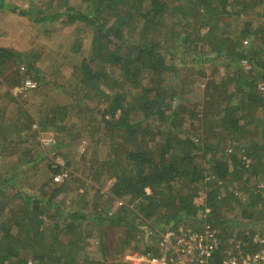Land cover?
<instances>
[{"label":"trees","instance_id":"16d2710c","mask_svg":"<svg viewBox=\"0 0 264 264\" xmlns=\"http://www.w3.org/2000/svg\"><path fill=\"white\" fill-rule=\"evenodd\" d=\"M86 2L85 10L60 11L62 6L56 8L49 0L42 2L44 12L40 14H33L32 8L19 10V15L35 23H80L82 27L78 26L77 34L80 28L89 34L81 61L72 66L76 91L59 93L74 103L81 101L86 113L89 105L83 100L91 103L98 96L103 108L96 123L98 137L94 143H106L108 150L95 175L97 180L101 176L105 182L109 181L110 186L104 213L87 217L88 214L82 216L81 210H77L74 215L77 222L68 224L67 230L81 234V223L92 227L93 223L104 222L121 226L128 232L126 244L134 238L133 231L145 233V248L138 253L157 256L156 246H150L155 230L205 223L218 231V239L233 234L241 256L253 253L260 248L254 239L264 237V207L259 206L255 212L252 208L260 205L264 191V0ZM0 8L17 11L5 0H0ZM193 20L198 23L201 20L196 33L189 30ZM195 39L202 49L223 61L231 76L222 78V85L210 82L202 105L201 98L191 96L184 84L166 85L164 79L166 72H171L173 78L177 75L175 65L166 62L167 46H174L178 52L185 47L189 54L183 53L182 62L192 64L198 62L191 56ZM82 40L79 38L75 43L79 50ZM14 56L18 58L13 51L0 48L1 66ZM209 58L206 60L210 61ZM20 61L24 70L40 79L42 74L30 60L22 56ZM58 79L63 82L64 75ZM32 84L36 88L38 82ZM57 88H62L58 82ZM211 93L217 96L210 98ZM194 99L200 101L196 103ZM49 108L45 118L40 115L41 118H36L34 113L30 115L20 109L13 122L17 134L27 132L40 145L42 140L36 131L46 124L57 134L67 132L65 126L57 124L64 122L63 109ZM52 139L54 147L47 150L49 153L69 143L68 138ZM37 154L38 158L42 155L40 151ZM48 171L52 176L59 169L50 165ZM72 175L71 171L69 178ZM222 185L226 186L223 197L219 190ZM55 191L51 190L50 195ZM249 191H252V207H244L239 193ZM95 195L103 196L99 191ZM196 197H202V204L196 205ZM117 200L125 203L121 201V206L111 211V204ZM223 201L231 205L226 212L221 208ZM238 204L243 207L240 214L236 210ZM185 218L191 222L188 224ZM27 220L29 224L14 225L19 230L25 229L22 239L11 234L10 226L0 223V264L30 261L33 264H124L116 260L115 254L107 258L106 253L111 249L100 237L90 244L95 247V253L85 252L83 241L91 236L90 232L80 237L83 246L72 239L65 247L69 250L60 255L46 253L54 243L48 244L52 242L44 239L39 223L32 225L36 217ZM38 245L47 251L38 252ZM220 247L213 257L217 263L221 259ZM119 253L123 255L120 250Z\"/></svg>","mask_w":264,"mask_h":264},{"label":"rangeland","instance_id":"374dc122","mask_svg":"<svg viewBox=\"0 0 264 264\" xmlns=\"http://www.w3.org/2000/svg\"><path fill=\"white\" fill-rule=\"evenodd\" d=\"M43 1L47 0H5V3L9 5V7H14L17 10L15 13L11 12L9 9L0 8V48H6L10 51H13L14 54H17L18 58L20 59L23 56L25 59L30 60L34 67L42 74L40 79H37L34 76V73L27 72L26 69L21 71L20 68L22 65L19 64L21 62L20 59H18L17 57L15 58V56L14 58L10 57L9 60L6 59L5 64H3L2 66L0 64V90L7 91L8 96L11 97L8 99L9 109L8 112H6V115H9L10 120L14 121L15 117H13L12 115L13 112H17L20 109H23V107L26 108L23 109L26 113H34L36 118L39 115L45 118V113L48 114L50 110L49 106H56L58 108H62L64 113V122L57 124L65 126L67 128L65 131L67 132H58L57 134L55 133V131L53 132L52 128L48 124H46L45 126H43V128H41L42 135L40 132V134H38V130L36 131L38 137L41 136L40 139L42 141H39L40 145L36 143L35 139L31 140V137L27 134V143L20 145V147H14V150L16 149L18 155L21 156L20 158H23L25 160H38L37 162L30 163L31 168L26 179L19 180L14 186L19 185L22 188H28L29 190H32L33 194H35L39 190H34L31 185H35L36 182L38 183L39 181H51L52 185L55 184L51 179V173L48 171V168L51 165L49 159L51 158V152L49 153L48 151L53 149L54 146H43V142L47 140H53L52 137L54 136H57L61 140H63L64 138H68L69 143L66 147L57 150L58 152L55 150H53L52 152L55 154V156L57 154L62 159V162L64 160L66 165L68 164V168L75 171V174H77V176L79 177L76 180H74L75 177L69 178L67 180V183L65 182L66 184L62 185V187L67 186L68 190H84L87 185L88 187L86 188V190L88 191H85L88 192L87 195L89 196L87 198L88 205L84 204L83 200H85V197H82V194L69 195L68 197L64 194H53V196H51L46 190L45 192L39 194L41 196L46 195V198H48L50 195L49 198L59 204V211L56 212V210H51L49 205H45L47 209L42 204H40L39 206L40 209L38 208L37 204L35 205L36 211L34 215L37 219V222H40V228L45 233L44 239L48 242H52L48 244L54 243L53 247L48 252H46L47 249H42V247L39 245L38 246L40 249H38L37 251H45L46 253L51 252V254L60 255L62 252L69 250H65V247L67 243L72 239L78 240L79 243L77 244L83 246L80 237H83L90 232L91 236L88 239L86 237L83 241L85 242L83 246L85 252L93 255V253H95V247H90V244L92 241L96 242V239L100 237L109 247V249H111V251L109 250L110 252L106 253L107 258L111 256L113 257L112 254H115L114 257L116 258V260L120 259L125 264L126 262H124V259H121L124 255H137L140 250H144V240L146 239L145 233L143 235L138 231H133L134 238L129 239L128 244H126L125 238L128 234L127 230L121 226H110L105 222L98 224L93 223V227L88 223H81V228H83V233L81 234H78L76 230H67L68 224H74V222H77V219L74 217V215L76 216L75 212L77 210H81L82 216L88 214L87 217H90L96 216L98 213L103 214L104 209L107 208L106 205H104V202L107 200L110 182H105V179H103L101 176V179L97 180L95 174L98 171L97 168L99 167L98 165L100 164V162L102 160H105L107 157L108 146L106 143H94V141H96V138L98 137L96 123L100 118L99 112L103 108L102 104L99 102L98 96H95V99L92 100L91 103L88 100H83L86 101L85 103L89 105V111L88 113H86L87 109L85 110L83 108V106L81 105L83 103L81 101H77L76 103H74L70 99L63 98V94L59 93V91H63L67 94H72L76 91V89L74 88V83L72 81V79L75 78V75L71 77V74H74L73 70L75 69V67L72 68V66H77V64L81 61V57L84 55L83 53H85L88 47L87 36L89 34L85 32L86 29L84 28H80V33L77 34L78 26L82 27V24L80 23L72 25H64L62 23H35L33 21H30L27 16L19 15V10L20 12H22L28 11V9L31 8L33 9V14H40L44 12L42 5ZM49 1L53 2L56 8L62 6V9L60 11L65 10L66 8L73 10H85L87 5L86 0ZM247 19H250V15L247 17ZM200 22L201 20H199V23L193 20L190 23L189 30L196 33V29L199 27ZM205 30L206 29L204 28L200 32L204 33ZM79 38L83 39L82 50H79L77 47H75V43H77ZM200 44L201 43L195 39L194 47H191V49H193L191 56L192 58H194V60H198V62L192 64L189 63L187 65L182 62L183 53L184 55L189 54L186 51L185 47H181L178 52V50L176 51L174 49V46L168 45L166 49V62L168 65H175L177 75L173 78L171 76V72H166L164 74V79H166V85H169L171 83L176 85L184 84L185 87H187V89L190 91L191 96L201 98V101L199 99L194 100L196 103L200 101V105H202L204 104V102L202 101L206 95H204V92L207 93V85L210 82L215 83V85H222L220 84L222 82V78H225V76L226 78H229L231 76L229 68L223 66V61L217 60L215 55H213L210 51L207 52L206 49H202ZM243 44L247 43L244 42ZM201 52L204 54H202ZM206 58H209L210 61H207ZM190 60L191 59H189V61ZM199 60L201 61L200 63ZM61 74L64 75L65 82L63 81L60 83L58 78ZM27 79L33 81L32 83L38 82V85H36V88H32L30 91L28 90L25 92H19L18 88L22 86L23 82ZM57 82L59 85H61V89L57 88ZM232 86L233 85L231 84L230 87ZM208 96H210V98H214L217 95L211 93L208 94ZM70 102L71 105L68 104ZM2 105L5 106V103L3 101ZM77 106H80L81 109H77ZM85 149L86 152H84ZM20 151H23V153ZM39 151L42 155L40 156V158L35 159V157L38 155L37 152ZM11 172L13 171L11 170ZM103 176H105V174H103ZM71 182H73V185L70 187ZM251 183H253V179ZM259 184L262 185V183ZM246 186L250 188V185ZM225 187H223L222 185L219 188L220 192L222 193V197L225 196ZM227 190H229V188ZM97 191H99L103 196H96L95 192ZM239 194L241 195L239 196V198L241 199L242 206L245 207L246 205H249L252 207V191L244 194L240 192ZM32 197L33 196H29L28 198ZM29 200L31 199H28V201ZM121 201L125 203L124 200H117L112 203L110 206V208L112 209L111 211L119 208L122 203ZM194 201L196 205L202 204V197H196ZM228 203V201H223L221 207L223 209V212H226V209L231 206ZM263 203L264 191L263 198L260 201V205L257 204L255 208L252 207L253 211L255 212V210L259 206H262L261 208H263ZM241 204H238V206L236 207L238 208L236 210L239 214V209L242 210L243 208ZM78 206H81V208L77 209ZM6 207L8 206L5 205L0 209V223L3 222L2 220H6L8 222L11 219V211L6 210ZM75 207L76 209H74ZM227 215L230 218L233 217L232 214ZM185 221L188 224L191 222L186 218ZM139 222L140 221L138 220L136 221L137 224ZM198 225H190L189 227L198 228ZM59 228H61L62 230L60 231ZM10 229L12 228L10 227ZM24 230L25 229L22 228L21 230L16 229L17 233L15 234V236L19 239H22L24 235L21 232H24ZM258 230H261V227H259ZM157 231L162 232L160 230ZM253 232H255L254 229ZM157 240L158 239L155 236L153 242L150 243V246H157V244L155 243ZM119 250L123 252V255H121V253L118 254ZM37 251L35 253H37ZM115 251L117 253H115ZM157 251V254H159V249H157ZM22 253L24 254L25 251H23ZM31 256L32 255H28L27 258H31ZM174 259V256H168V263H171L172 261L174 263ZM28 264L33 263L30 261Z\"/></svg>","mask_w":264,"mask_h":264},{"label":"built area","instance_id":"2783aa9c","mask_svg":"<svg viewBox=\"0 0 264 264\" xmlns=\"http://www.w3.org/2000/svg\"><path fill=\"white\" fill-rule=\"evenodd\" d=\"M20 70H24L23 67ZM33 88L32 81L27 79L18 89L19 92H25ZM54 144L53 140L43 142V145L49 147ZM51 168H58L59 171L52 175V181L55 184H63L69 179L71 170L66 166L64 160L51 152ZM208 210H206L207 212ZM157 237V246L159 254H126L124 261L130 264H264V237L256 238L254 241L259 243L260 248L254 250L251 254L241 256L240 246L237 238L230 235L226 238L218 239V231L208 224L198 225L193 228L180 225L175 228H169L162 232L155 230ZM221 246L220 262H215L214 253ZM248 250H251L248 248ZM247 251V249H246ZM168 256L175 257L174 263H168Z\"/></svg>","mask_w":264,"mask_h":264},{"label":"crops","instance_id":"0c3cea01","mask_svg":"<svg viewBox=\"0 0 264 264\" xmlns=\"http://www.w3.org/2000/svg\"><path fill=\"white\" fill-rule=\"evenodd\" d=\"M11 98L8 96L7 91H1L0 90V209L4 207L5 205L6 210L11 211V219L7 222L6 220H2L6 225L10 226L12 229L11 234L15 235L16 228L14 225L17 223L21 226L27 223V218H35V205L37 204L38 208L40 209V204L42 205H49L51 210L59 211V204L54 202L49 195L48 198L45 196H41L42 192L48 191L49 194L51 193V190H56L54 194H64L67 197L69 195H81L82 197H85V200H83L85 205L87 204V198L89 197L87 195L88 190L84 188V190H68L67 186L62 187L64 184H53L52 182H44L39 181L36 182L35 185H31V187L34 190H39L37 193L33 194L32 190H29L28 188H22L21 186H14L17 184V182L21 179H26L27 175L30 171V163L37 162L34 160H25L23 158H20L21 156L18 155L17 150H14V147H20V145L26 144V135L27 132H22L19 135L17 134L18 129H15L13 127V120H10L9 115H6L9 109L8 106V99ZM2 101L5 103V106L2 105ZM23 109H26L23 107ZM10 113V112H9ZM13 117L18 118V111L13 112ZM8 116V117H6ZM20 117V116H19ZM57 123V122H56ZM38 129V128H37ZM42 129H38V134H40ZM40 132V133H39ZM2 135V137H1ZM42 135V133H41ZM41 138V136H40ZM36 140V139H35ZM34 140V141H35ZM30 143V142H29ZM6 144V145H5ZM31 144V143H30ZM29 144V145H30ZM42 145V144H41ZM23 153V151H20ZM37 157V156H36ZM38 158V157H37ZM65 162V161H64ZM20 163V164H19ZM19 164V165H18ZM67 166V165H66ZM50 168V167H49ZM11 170L13 172H11ZM73 177L74 180L78 179L79 176L75 174V171H73ZM57 185V186H54ZM73 185V182L70 183V187ZM87 186V185H86ZM86 190V191H85ZM31 193V194H30ZM29 196H33L32 198H28ZM28 199H31L28 201ZM39 204V205H38ZM84 207V206H83ZM42 208V207H41ZM47 209V207L45 206ZM81 206H78L77 209H80ZM76 209V207L74 208ZM29 214V215H28ZM36 222H34L32 225H36ZM61 231L62 229L59 228ZM24 234V232H21Z\"/></svg>","mask_w":264,"mask_h":264},{"label":"clouds","instance_id":"9594fccd","mask_svg":"<svg viewBox=\"0 0 264 264\" xmlns=\"http://www.w3.org/2000/svg\"><path fill=\"white\" fill-rule=\"evenodd\" d=\"M51 179H52V176H51Z\"/></svg>","mask_w":264,"mask_h":264}]
</instances>
